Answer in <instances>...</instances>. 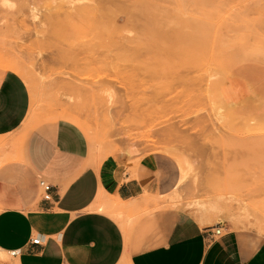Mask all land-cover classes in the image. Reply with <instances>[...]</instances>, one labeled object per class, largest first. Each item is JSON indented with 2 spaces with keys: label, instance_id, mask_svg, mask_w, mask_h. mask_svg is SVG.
<instances>
[{
  "label": "rangeland",
  "instance_id": "rangeland-1",
  "mask_svg": "<svg viewBox=\"0 0 264 264\" xmlns=\"http://www.w3.org/2000/svg\"><path fill=\"white\" fill-rule=\"evenodd\" d=\"M0 70L29 102L0 163L66 120L96 160L165 161L171 209L264 237V0H0Z\"/></svg>",
  "mask_w": 264,
  "mask_h": 264
},
{
  "label": "crops",
  "instance_id": "crops-1",
  "mask_svg": "<svg viewBox=\"0 0 264 264\" xmlns=\"http://www.w3.org/2000/svg\"><path fill=\"white\" fill-rule=\"evenodd\" d=\"M28 112L23 82L0 70L1 147L4 137L25 132ZM6 152L0 264H264V237L232 230L210 210L195 218L169 207L175 202L164 198L182 178L173 185L165 161L96 160L83 130L66 120L36 125ZM40 180L51 186L50 200Z\"/></svg>",
  "mask_w": 264,
  "mask_h": 264
},
{
  "label": "built area",
  "instance_id": "built-area-1",
  "mask_svg": "<svg viewBox=\"0 0 264 264\" xmlns=\"http://www.w3.org/2000/svg\"><path fill=\"white\" fill-rule=\"evenodd\" d=\"M39 186L43 191V198L45 200H50L51 199V195H50L51 186L45 180H40ZM212 235L215 237L220 236L221 235V229L216 228L215 230L212 231ZM32 244L40 245V239L37 238V239L33 240ZM18 254H19V251H13L10 253V255L13 257L17 256Z\"/></svg>",
  "mask_w": 264,
  "mask_h": 264
},
{
  "label": "bare ground",
  "instance_id": "bare-ground-1",
  "mask_svg": "<svg viewBox=\"0 0 264 264\" xmlns=\"http://www.w3.org/2000/svg\"><path fill=\"white\" fill-rule=\"evenodd\" d=\"M18 62V61H17ZM2 65V64H1ZM3 67H5L6 69H10V70H17L16 69V67H15V65L13 64V63H6L5 64V66H3ZM22 67V66H21ZM25 75V74H24ZM173 150V149H172ZM172 150H170V152L171 153H174V152H172ZM168 151H169V149H168ZM177 155V154H176ZM102 210H104V209H102ZM112 210V209H111ZM109 211V210H108ZM217 211V208H213V209H211L210 210V212H212V213H215ZM107 212V211H106ZM112 212H114V211H112ZM112 215V214H111ZM115 215V214H114ZM117 216V215H116ZM209 218V217H208Z\"/></svg>",
  "mask_w": 264,
  "mask_h": 264
}]
</instances>
